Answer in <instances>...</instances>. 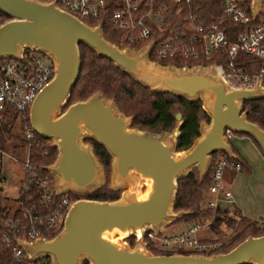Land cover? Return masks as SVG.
Returning a JSON list of instances; mask_svg holds the SVG:
<instances>
[{
    "label": "water",
    "instance_id": "obj_1",
    "mask_svg": "<svg viewBox=\"0 0 264 264\" xmlns=\"http://www.w3.org/2000/svg\"><path fill=\"white\" fill-rule=\"evenodd\" d=\"M261 0H250V10ZM0 12L7 19L0 24V59L17 56L24 47L46 53L53 60V75L38 91L28 108L33 132L51 140L56 149L48 170L57 191L86 194L100 187L101 165L88 136L109 154L111 189L125 188L121 200L78 199L67 209L61 230L49 240L18 242L29 258L49 256L52 264H264V234L247 236L226 252L208 256L192 254H150L137 238L129 250L113 233L133 234L149 228L159 231L169 219L188 212H172L176 180L196 167L201 179L215 152L234 157L223 131L245 134L253 139L264 156V131L245 118L243 100L264 98V86L229 88L211 66L175 68L149 62L148 47L137 51L119 49L106 41L99 26H88L53 2L0 0ZM110 60L135 82L156 92H166L187 101L199 99L209 117L199 125V136L181 151L174 150L180 114L174 115L176 129L152 133L131 127L113 101L95 92L75 101L58 113L69 97L79 71L78 44ZM55 113H58L54 116ZM147 182L142 196L137 186Z\"/></svg>",
    "mask_w": 264,
    "mask_h": 264
},
{
    "label": "built area",
    "instance_id": "obj_2",
    "mask_svg": "<svg viewBox=\"0 0 264 264\" xmlns=\"http://www.w3.org/2000/svg\"><path fill=\"white\" fill-rule=\"evenodd\" d=\"M53 4L79 21L94 27L104 20L111 31L117 35L116 47L137 51L148 47L146 58L159 65L160 61L169 63L162 66L175 68L211 66L229 88H251L255 82L264 86V3L257 9L249 10L252 16L259 12L258 22L248 27L249 16L238 6L241 0H220L223 17L241 25L229 41L220 28V21L202 24L197 22L191 0H38ZM169 2L177 4L175 14L186 21L181 31L161 38L166 23ZM6 18L0 12V24ZM87 21H99L89 25ZM239 53H247L261 60V68L253 73H245L237 67ZM224 56L223 62L209 64L198 63L200 59H209L212 55ZM150 57V58H149ZM179 62V65L174 63ZM53 75V60L44 52L34 48H21L17 56L0 59V125L9 110L16 112L21 137L25 141L22 177L18 184L17 196L10 207V213L0 218V242L15 258L24 255L29 264H52L49 256L29 258L25 249L18 242L32 243L37 239L49 240L62 228L63 217L70 205L78 200L72 192L60 193L55 186L54 176L48 165L31 162L30 150L35 133L28 121V108L38 91ZM227 142L232 134L223 131ZM50 146H53L49 142ZM55 148V146H53ZM46 146H39V155H45ZM0 149V156L3 154ZM208 183L205 208L217 205L232 206L231 192L223 182L225 171H239L240 164L234 158L222 152L209 156ZM3 178L0 176V185ZM1 188V186H0ZM207 220V219H206ZM195 222L184 229L168 236H160L163 230L154 231L146 228L139 238L152 241L163 251H187L192 255L208 256L217 253L222 243L210 239H199L196 232L208 224ZM131 234V235H133ZM47 257V258H46Z\"/></svg>",
    "mask_w": 264,
    "mask_h": 264
},
{
    "label": "trees",
    "instance_id": "obj_3",
    "mask_svg": "<svg viewBox=\"0 0 264 264\" xmlns=\"http://www.w3.org/2000/svg\"><path fill=\"white\" fill-rule=\"evenodd\" d=\"M264 3V0L261 1ZM192 6H196L195 14L197 22L208 24L220 21V28L225 33L229 41L234 40V36L241 25L232 21L230 18L223 17V6L220 0H191ZM250 0H241L238 6L241 7L249 16L248 27H253L258 22L259 12L254 16L249 10ZM169 9L166 15L165 30L160 35L161 38L170 34L181 31L186 23L181 15L175 14L177 4L169 2ZM99 21H87L89 25ZM102 37L111 43H116L117 35L111 31L104 20L99 22ZM264 48V39L262 41ZM79 53V71L75 84L69 92L66 106L87 98L95 92H101L104 97L113 101L119 112L125 116H131V127L139 131H148L152 133L170 132L177 125L174 118L176 113L180 114L178 124V134L175 137L174 150L179 152L187 149L194 139L199 136V124L201 121L209 122V117L202 108L199 99L195 101H187L181 97L166 92H156L135 82L126 73L118 69L110 60L98 56L91 48L83 43L78 44ZM150 58V57H149ZM224 56L212 55L209 59H200L198 63L209 64L215 62H223ZM169 63L167 60L160 61L164 65ZM179 65V62L174 63ZM237 67L245 73H253L261 68V60L247 53H239L236 58ZM241 110L245 111V118L249 122L256 124L264 131V98L255 100H243L241 102ZM17 114L9 110L6 118L0 125V149L5 150L11 140L17 139L19 146H25V141L20 136L13 134V126L17 121ZM233 135H243L232 133ZM249 137V136H248ZM251 138V137H249ZM253 141V139L251 138ZM83 141L91 147V152L101 165L105 179L109 172L110 156L104 148L98 145L91 138H84ZM30 150L31 162L37 165H46L51 163L56 156V149L49 145V140L40 138L35 134L32 140ZM233 158L240 164V169H244L242 159L238 156L230 142ZM255 146L258 145L253 141ZM46 146L48 151L45 155H39L38 147ZM214 153L211 154V156ZM264 157V156H263ZM208 183V169L205 175L199 179L196 168L192 167L190 171L183 177L176 180V189L172 201V211L183 210L188 212L180 216L173 222L179 221H201L208 218L209 222L206 227L216 235L212 238L214 241L222 243L221 247L216 251L226 252L238 242L247 236H259L264 234V226L256 221L249 220L240 216L231 206L217 205L214 208H205L202 206L203 199L206 197L205 190ZM119 190H113L108 187L107 181L101 187L93 190L86 198L97 201H113L118 199ZM11 204L5 198L0 196V218L10 213ZM233 212V217L230 215ZM223 225L231 229L230 233L225 236L224 231L220 228ZM134 235L127 237L126 242L133 244ZM149 245L152 254H171L172 251H163L156 248V245L150 240H144ZM185 254L189 252L183 251ZM47 258V257H46ZM0 264H29L24 255L13 257L10 251L0 242ZM81 264H87L86 260H82Z\"/></svg>",
    "mask_w": 264,
    "mask_h": 264
},
{
    "label": "crops",
    "instance_id": "obj_4",
    "mask_svg": "<svg viewBox=\"0 0 264 264\" xmlns=\"http://www.w3.org/2000/svg\"><path fill=\"white\" fill-rule=\"evenodd\" d=\"M228 141L244 164V169L235 172L227 170L223 175V182L231 192L233 199L231 207L240 216L264 226L263 154L248 136L231 135ZM190 224L192 223H189L188 226ZM214 237V234L210 231L208 234L203 233L201 239Z\"/></svg>",
    "mask_w": 264,
    "mask_h": 264
},
{
    "label": "rangeland",
    "instance_id": "obj_5",
    "mask_svg": "<svg viewBox=\"0 0 264 264\" xmlns=\"http://www.w3.org/2000/svg\"><path fill=\"white\" fill-rule=\"evenodd\" d=\"M6 20H4V21H6ZM109 43H111V42H109ZM117 48H119V47H117ZM119 49H121V47ZM66 103L58 109V113L59 112H62L66 108ZM58 113H55L54 116H56ZM200 124H203V125L207 126V123H205L204 121H201ZM174 129H176V126L174 127ZM13 134L15 136H20L21 137V132H20V127H19L18 121H16L14 123V126H13ZM166 134L168 136L172 137L171 136V131L170 132H166ZM84 138H88V136H86V135L81 136V138H80L81 144H83V145L87 144L88 145V143H86L85 141H83ZM49 142L52 143L51 140H49ZM19 145H20V143H19V141L17 139L11 140L9 142L7 148L5 150H3L4 151L3 154L0 156V176L3 178V181H2V183L0 185L1 186V188H0V196L3 197V198H5V200H7L9 204H12L13 201H14V199L17 196L18 184L20 182V179H21L22 173H23L21 163H22V161L24 159V149H23V147H21ZM179 152L181 153V151H179ZM194 168H196V167H194ZM196 170H197V168H196ZM111 173H112L111 166L109 165V172H108L107 180H106L105 179V175L103 173V169L101 167L102 180H101L100 187L103 184H105L106 181L108 183V187L109 188L111 187ZM95 189H97V188H94V189L90 190L86 194H75V198H77V199L86 198V196L89 193H91L93 190H95ZM137 189H138V193L140 191H143L144 190L143 183H140L137 186ZM115 190H119L120 191L119 197L116 200H121L122 199V193L124 192L125 188H119V189H115ZM202 206H203V204H202ZM230 215H232L233 217H235L233 215V212ZM206 219L209 221L208 218H204L202 220V222L207 221ZM171 222H173V219H169V220H167L165 223H163L161 225V230H163V231H162V234H160V236H168V235H171L173 233H176V232L184 229L183 227H187L189 223H195V222H201V221H195L193 219V220H190V222L189 221H183V222H176L174 224H172ZM220 228L224 231L225 236L231 232L230 231L231 229L226 228L223 225H220ZM209 232L210 231H209V229L206 226H202L196 232V237L199 238V239H201V236H203V233H207L208 234ZM117 234L118 233H113V234H111V236L114 238V237L117 236ZM130 235L131 234H127V235H124L123 237H120L121 243L124 244L129 250H131L134 247V245H135L134 244L135 240H133V244L132 245L131 244L129 245L126 242L127 237L130 236ZM214 236H216V235H214ZM134 239H136V236L135 235H134ZM142 244H143L144 250L146 252L152 254V252L150 251V247H149L148 243L147 244L142 243ZM173 252L176 253V254H185L182 250H177V251H173Z\"/></svg>",
    "mask_w": 264,
    "mask_h": 264
},
{
    "label": "bare ground",
    "instance_id": "obj_6",
    "mask_svg": "<svg viewBox=\"0 0 264 264\" xmlns=\"http://www.w3.org/2000/svg\"><path fill=\"white\" fill-rule=\"evenodd\" d=\"M213 72L215 73V71L213 70ZM141 183H143V185H144V190L143 191H140L139 193H138V195L139 196H142L143 194H144V192H145V190H146V186L148 185L147 184V182H144V181H142ZM135 235L136 236H139L140 235V232H135ZM124 236V234H117V236L116 237H112L111 235L109 236V239H111V240H118L119 242H121L120 241V237H123Z\"/></svg>",
    "mask_w": 264,
    "mask_h": 264
}]
</instances>
